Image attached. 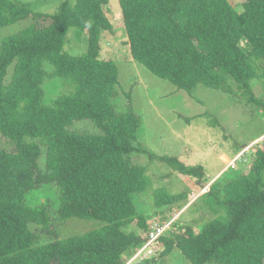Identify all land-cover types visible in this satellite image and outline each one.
I'll return each mask as SVG.
<instances>
[{
    "label": "trees",
    "instance_id": "16d2710c",
    "mask_svg": "<svg viewBox=\"0 0 264 264\" xmlns=\"http://www.w3.org/2000/svg\"><path fill=\"white\" fill-rule=\"evenodd\" d=\"M108 2L62 0L46 12L34 2L0 0V30L25 22L15 33H0V264L131 260L132 249L145 243L138 231L152 232L151 215L136 205L151 182L145 166L132 162L134 150L206 179L201 164L134 144L142 118L132 90L124 92L126 108H118L117 63L100 58L102 34L113 29ZM119 4L132 58L189 94L202 83L253 104L264 117V96L254 88L264 86V0H242L240 6L231 0ZM71 31L79 42L87 39L84 52L66 48ZM51 78L61 83L56 97L47 96ZM83 119L96 130L72 125ZM50 186L56 196L30 202L31 193ZM188 195L156 188L157 214ZM199 202L216 216L185 224L178 220L182 212L166 220L155 240L148 242L147 235L145 248L154 250L133 264H264V139L238 168L222 170ZM71 217L99 221L98 227L61 236ZM152 218L163 225L164 219Z\"/></svg>",
    "mask_w": 264,
    "mask_h": 264
},
{
    "label": "rangeland",
    "instance_id": "374dc122",
    "mask_svg": "<svg viewBox=\"0 0 264 264\" xmlns=\"http://www.w3.org/2000/svg\"><path fill=\"white\" fill-rule=\"evenodd\" d=\"M22 1L34 2L39 10L52 12L62 0ZM231 1L237 6L242 3V0ZM106 7L107 14L113 23V29L102 34L100 58L114 59L117 63L120 83L115 102L118 108H126L124 92L132 90L133 108L135 107L136 112L142 118V125L137 136L138 141L135 140L134 144L155 152L159 156L178 157L186 165L201 164L205 167L206 179L199 180L180 173L155 155L151 156L146 152L134 150L131 153L132 162L145 166L146 174L151 182L145 191L136 196V205L141 212L151 215L147 218L151 223L150 229L156 223L160 224V220L153 219L152 216L164 219L162 224L165 229L170 223L166 220L174 219L182 212L178 220L185 224L200 217L204 221V219L216 216L211 210L201 207L200 195L208 190L210 183L227 166L231 164L238 168L241 163L248 160L251 147L264 139V117L254 112L253 104L235 101L231 93L201 83L192 94H189L184 89L177 88L172 82L156 76L131 56L130 47L125 43L127 34L119 0H109ZM23 24L25 22L8 25L3 27L0 33L4 36L15 33L22 28ZM79 43L81 42L77 40L76 34L71 31L66 48L73 54L82 53L87 49V39L81 45ZM254 88L258 97L264 96L263 85H256ZM61 90L58 78H51L47 81L48 97H56ZM211 117L216 118L221 125L212 123ZM72 125L77 128L85 126L84 129L89 131L96 130L94 123L89 119L76 120ZM86 125L91 127H86ZM240 149L242 150L239 151ZM237 151L239 152L236 153ZM243 168L247 170V167ZM158 187H163L172 194L187 192L189 195L186 200L172 204L168 211L157 214L159 207L156 206L153 195ZM54 196H56L55 189L50 186L34 191L29 198L31 203L37 204ZM194 200L198 202L195 206L199 210H195V206L190 207ZM181 207L180 212L176 213ZM96 222L99 221L71 217L67 224L62 225L61 236L72 235L75 232L76 234L84 233L98 227ZM199 225L201 222L194 224V228L197 229ZM135 226L134 223L131 228H136ZM138 232L145 243L143 246L132 249L131 260L135 257L141 259L154 250L152 246L145 248L149 232L140 230ZM129 258L125 264H133ZM177 262L178 260L175 259L174 264Z\"/></svg>",
    "mask_w": 264,
    "mask_h": 264
},
{
    "label": "built area",
    "instance_id": "2783aa9c",
    "mask_svg": "<svg viewBox=\"0 0 264 264\" xmlns=\"http://www.w3.org/2000/svg\"><path fill=\"white\" fill-rule=\"evenodd\" d=\"M162 228L159 225H156L153 229V231L150 233L148 242H152L155 240V238L158 236V234L161 232Z\"/></svg>",
    "mask_w": 264,
    "mask_h": 264
},
{
    "label": "clouds",
    "instance_id": "9594fccd",
    "mask_svg": "<svg viewBox=\"0 0 264 264\" xmlns=\"http://www.w3.org/2000/svg\"><path fill=\"white\" fill-rule=\"evenodd\" d=\"M156 225H159V224H158V223H156ZM156 225H155V226H156ZM155 226H154V227H155ZM154 227H152V229H151L152 231H153ZM160 227H161V228H163V225H162V226H160ZM149 236H150V234H149ZM146 247H147V246H146Z\"/></svg>",
    "mask_w": 264,
    "mask_h": 264
}]
</instances>
